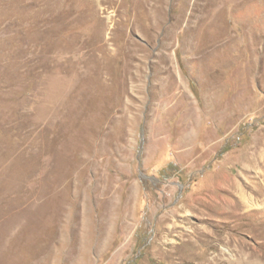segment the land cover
<instances>
[{
	"label": "rangeland",
	"instance_id": "obj_1",
	"mask_svg": "<svg viewBox=\"0 0 264 264\" xmlns=\"http://www.w3.org/2000/svg\"><path fill=\"white\" fill-rule=\"evenodd\" d=\"M243 1L0 0V264H264Z\"/></svg>",
	"mask_w": 264,
	"mask_h": 264
},
{
	"label": "bare ground",
	"instance_id": "obj_2",
	"mask_svg": "<svg viewBox=\"0 0 264 264\" xmlns=\"http://www.w3.org/2000/svg\"><path fill=\"white\" fill-rule=\"evenodd\" d=\"M242 1L243 0H205V2H204V17H205V20L209 21L212 17H215V18L220 17L222 8L226 7V5L229 4L230 2L231 3L233 2L232 4H236V3H240ZM245 2L246 1H243V4H245ZM240 5H241V3L239 4V6Z\"/></svg>",
	"mask_w": 264,
	"mask_h": 264
},
{
	"label": "trees",
	"instance_id": "obj_3",
	"mask_svg": "<svg viewBox=\"0 0 264 264\" xmlns=\"http://www.w3.org/2000/svg\"><path fill=\"white\" fill-rule=\"evenodd\" d=\"M148 237H146V239H147Z\"/></svg>",
	"mask_w": 264,
	"mask_h": 264
}]
</instances>
